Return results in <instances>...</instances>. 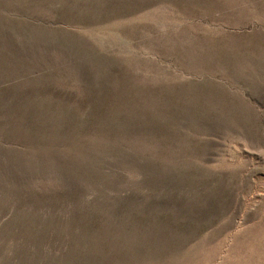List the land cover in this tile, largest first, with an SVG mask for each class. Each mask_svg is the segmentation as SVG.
I'll return each instance as SVG.
<instances>
[{
	"label": "rangeland",
	"instance_id": "obj_1",
	"mask_svg": "<svg viewBox=\"0 0 264 264\" xmlns=\"http://www.w3.org/2000/svg\"><path fill=\"white\" fill-rule=\"evenodd\" d=\"M0 264H264V0H0Z\"/></svg>",
	"mask_w": 264,
	"mask_h": 264
}]
</instances>
